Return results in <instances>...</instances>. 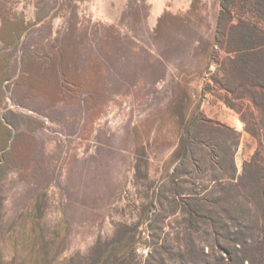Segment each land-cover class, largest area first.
Segmentation results:
<instances>
[{"label": "rangeland", "instance_id": "1", "mask_svg": "<svg viewBox=\"0 0 264 264\" xmlns=\"http://www.w3.org/2000/svg\"><path fill=\"white\" fill-rule=\"evenodd\" d=\"M126 1L0 0V264H264V0Z\"/></svg>", "mask_w": 264, "mask_h": 264}, {"label": "crops", "instance_id": "2", "mask_svg": "<svg viewBox=\"0 0 264 264\" xmlns=\"http://www.w3.org/2000/svg\"><path fill=\"white\" fill-rule=\"evenodd\" d=\"M171 4H167L171 2ZM164 1V0H145L149 6L148 14L146 16V23L149 25L157 24L158 20L165 14H177L173 12V8L178 7L179 2L176 0ZM126 0H105L103 6L104 11L102 12L103 20L107 22H116L120 18L123 12ZM191 2H188L180 10L187 11L190 8ZM177 9V8H176ZM178 10V9H177Z\"/></svg>", "mask_w": 264, "mask_h": 264}, {"label": "trees", "instance_id": "3", "mask_svg": "<svg viewBox=\"0 0 264 264\" xmlns=\"http://www.w3.org/2000/svg\"><path fill=\"white\" fill-rule=\"evenodd\" d=\"M223 1V0H222ZM223 3V2H222ZM224 4V3H223ZM129 5V4H128ZM127 5V6H128ZM165 15V14H164ZM163 17V16H162ZM162 17L158 20L157 24H160L161 20H162ZM110 31L108 32L109 36L110 37V42L112 43H117L118 41V38H119V34L117 33L116 29H114L113 27H110L109 29ZM21 32V31H20ZM14 40L12 39V42ZM103 264H108V263H105L103 262ZM109 264H125L124 260L122 258H117L115 261H112L110 262Z\"/></svg>", "mask_w": 264, "mask_h": 264}]
</instances>
